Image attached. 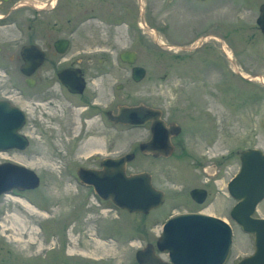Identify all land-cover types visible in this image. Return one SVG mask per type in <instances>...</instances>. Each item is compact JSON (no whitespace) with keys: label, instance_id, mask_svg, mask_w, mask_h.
<instances>
[{"label":"rangeland","instance_id":"374dc122","mask_svg":"<svg viewBox=\"0 0 264 264\" xmlns=\"http://www.w3.org/2000/svg\"><path fill=\"white\" fill-rule=\"evenodd\" d=\"M262 1L226 0L214 8V19L229 20L231 25L239 20L248 25L255 20ZM216 3L217 0H208L198 5L216 7ZM143 4L156 13L161 0H145ZM73 13L71 19L78 14ZM90 28L93 35L98 27L90 25ZM133 28L132 39L126 37L128 34L124 28H117L115 50L133 48L138 51L136 64L144 66L151 78L147 84L149 95L158 96L166 114L180 117L188 128L192 124L190 114L186 115L181 110L182 114L174 112L175 104L181 106L175 91L171 86H158V81L154 80L171 61L170 56H163V50L152 40L143 45L137 38L136 26ZM12 29L14 27L1 28L0 35L16 37ZM245 32L247 35L248 29ZM73 37L71 52H77L85 45L78 34ZM158 43L161 42L158 40ZM89 46L93 49L96 41ZM235 48L240 54H235L231 62L248 70V73H258L264 79V42L259 39L235 43ZM207 51L212 54V65L222 69L225 64L218 45L210 44ZM233 67L235 65L231 63L229 68H223L232 80L235 79L231 70ZM214 73L215 78L220 77V71ZM145 83L133 88L136 92H133L132 101L144 99ZM234 84L231 86L234 89L241 84L248 91L258 86L251 82L242 84L237 79ZM260 85L258 103L248 101L247 94L248 102L244 106L237 92L230 89L226 107L222 93L214 88L215 97L211 102L207 97V104L203 102V108H208L211 133L193 134L188 130L185 135L186 152L180 147L172 157L151 162L137 150V143L142 140L140 130L119 132L116 146L110 150L109 145L105 146V142H109L108 136L98 123H87L81 132V125L77 122L68 137L62 129L58 131L60 125L56 121H50L37 111L41 117L35 122L36 128L31 122L25 129L31 136L30 145L19 153L0 150V163L7 159L16 161L36 171L40 178V184L35 189L13 190L0 196V264H137L135 252L146 243L155 244L166 218L193 209L184 202L188 191L194 186H203L206 180H211L208 201L212 202L203 211L231 225L232 245L224 264H237L239 259L253 252L254 239L229 217L235 200L227 193V183L239 169L241 150L249 147L264 150V84ZM73 137L75 139L71 140ZM110 151L113 155L135 151L137 156L128 163L127 172H152L155 185L166 192L162 207L149 215L130 213L115 207L110 201L101 200L91 188L77 181L76 166L93 165L95 155L102 157L109 155ZM200 165L204 166V170ZM24 203H28L32 210H28V204ZM255 216L264 217V200L258 205ZM159 255L167 259L166 253Z\"/></svg>","mask_w":264,"mask_h":264},{"label":"flooded vegetation","instance_id":"af4514ba","mask_svg":"<svg viewBox=\"0 0 264 264\" xmlns=\"http://www.w3.org/2000/svg\"><path fill=\"white\" fill-rule=\"evenodd\" d=\"M143 1L145 0H0V29L14 27L12 31L17 35L13 38L0 35V101H5L22 112L24 122L17 133L27 139V147L30 145L31 136L25 129L28 124L35 123L41 117L37 113L40 111L50 121H56L60 125L58 131L62 129L68 137L72 135L77 122L81 125V132L86 128L87 123H98L108 136L109 142H105V146L109 145L110 150L115 148L119 132L140 130L142 140L138 141L137 150L147 161H159L172 157L180 147L181 151L186 150V131L189 130L193 134L211 133L208 108H203V102L207 104L205 100L207 97L210 99L209 102L215 97L214 88L222 93L221 98L225 99L226 107L229 103L230 89L237 92V96L243 100V106L248 101L258 103L261 94L260 84H263L259 79L261 76L258 73L246 72L248 70H244L231 60L235 54L237 56L240 54L235 48V43L255 42L259 39L264 42V33L257 23L259 8L264 0L258 5L255 20L248 22V25L239 20L231 25L229 20L214 19V8L226 0H217L216 7L198 5L208 0H161L156 13L143 4ZM74 11L78 14L76 13V17L71 19L70 16ZM90 25L98 27L94 29L93 35ZM134 25L137 38L143 45L152 40L159 49L163 50V56L165 54L170 56L171 61L166 64L161 74L154 77V80L158 81V86H171L170 88L175 91L177 102L181 106L175 104L174 108L177 111L174 112L179 111V114L181 110L186 115L190 114L189 119L192 124L188 128L180 117L171 113L166 114L158 96L149 95L147 84L150 83L151 78L144 66L136 64L138 51L133 48L115 50L117 28H124L125 33L128 34L126 37L132 39ZM245 29L249 31L247 35ZM74 34H78L85 45L77 52H71ZM158 40L161 43H158ZM93 41H96V46L92 49L89 43ZM210 44L218 45L221 58L227 68L231 63L235 65L231 69L235 79L240 80L242 84L251 82L258 86L248 91L239 84L238 88L234 89L235 79L232 80L223 71L225 66L221 69L220 66L212 65V54L207 51ZM25 46L34 47H31L30 52L24 51ZM38 50L43 52L44 60L31 74L26 75L23 71L24 57L34 55ZM124 51L136 52L135 62L126 60L128 58L123 59ZM5 64L11 66L7 67ZM135 66L143 68V75L138 81L133 75ZM215 71H220V77H214ZM65 82L72 88H69ZM143 82H146L142 92L144 99L132 101L133 92H136L133 88L143 85ZM233 84L234 86L231 87ZM247 94L250 98L248 101L245 97ZM140 103L158 111V116H155L154 120L163 121L165 130L160 123L153 124L152 117H147L138 125L115 123L111 119L117 114L119 106H133ZM33 127L36 128V123ZM89 131L92 129L89 128ZM153 132L154 141H152ZM161 132L169 134L172 152L167 157L162 154L155 156L149 148L165 146L166 140L165 137L161 139ZM141 142L147 144L146 153L139 149ZM256 148L264 153L259 147L243 150ZM25 149L14 148L6 151L19 153ZM126 153H133L132 159L137 156L135 151L117 155H113L110 151L109 155L102 157L95 155L93 165L75 167L77 181L81 183L76 173L78 168L99 170L102 169L103 159L117 158ZM202 168L204 170V166H201ZM147 172L151 175L153 186L161 189L155 185L153 173ZM209 181L211 180L204 181L203 186L189 189L188 197L186 196L184 202L193 209L179 213H204L203 209L212 202V200L208 201L211 195ZM85 186L93 190L91 186ZM192 190H200L196 197L205 194L202 202L191 196ZM163 192V203L153 210L164 205L166 192L164 190ZM153 210L143 215H149Z\"/></svg>","mask_w":264,"mask_h":264},{"label":"water","instance_id":"95a60500","mask_svg":"<svg viewBox=\"0 0 264 264\" xmlns=\"http://www.w3.org/2000/svg\"><path fill=\"white\" fill-rule=\"evenodd\" d=\"M257 23L264 33V3L260 5ZM31 47L34 46H25L23 49L30 51ZM135 54L134 51H124L122 58L135 62ZM24 58L23 71L29 75L42 64L44 55L38 50L34 55ZM133 75L135 80H140L143 68L135 66ZM65 84L72 88L69 83ZM155 116H158L157 110L140 103L119 106L117 114L111 119L115 123L138 125L147 117H152L153 124L160 123L165 130L164 122L155 121ZM23 122L24 116L19 109L0 101L1 151L27 147V139L17 133ZM161 133V139L165 137L166 140L165 146L149 148L155 156L162 154L167 157L172 152L169 134ZM154 138L153 132L152 141ZM146 147L147 144L143 142L139 144L143 153L147 152ZM132 158L133 153L105 158L101 161L102 169L80 167L76 173L80 182L91 186L100 199L108 200L115 207L130 213L147 214L163 203L164 192L153 186L149 172H126L127 163ZM240 161L238 171L227 183V193L236 201L229 217L243 232L253 235L254 250L239 259L237 264H264V217L255 216L258 205L264 200V153L257 148L243 150L240 152ZM39 184V175L30 167L11 161L0 163V196L13 190H32ZM199 192L192 190L191 196L202 202L205 194L196 197ZM232 238L231 225L217 216L177 213L165 220L154 245L146 243L135 252V260L137 264H224L230 253ZM159 253H166L167 259H163Z\"/></svg>","mask_w":264,"mask_h":264},{"label":"bare ground","instance_id":"6f19581e","mask_svg":"<svg viewBox=\"0 0 264 264\" xmlns=\"http://www.w3.org/2000/svg\"><path fill=\"white\" fill-rule=\"evenodd\" d=\"M143 2H144V1H143ZM141 3H142V2H141ZM259 79H260L261 82L264 81V79L261 78V77H259ZM19 201H20V200H19ZM20 202H22V201H20ZM24 204L27 205L28 203H27V204L24 203ZM27 209H28V210H32V208H31V206H30L29 204L27 205Z\"/></svg>","mask_w":264,"mask_h":264}]
</instances>
